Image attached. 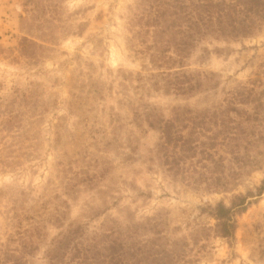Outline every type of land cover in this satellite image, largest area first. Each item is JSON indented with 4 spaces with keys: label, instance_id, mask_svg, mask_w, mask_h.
I'll use <instances>...</instances> for the list:
<instances>
[{
    "label": "rangeland",
    "instance_id": "374dc122",
    "mask_svg": "<svg viewBox=\"0 0 264 264\" xmlns=\"http://www.w3.org/2000/svg\"><path fill=\"white\" fill-rule=\"evenodd\" d=\"M36 2L0 0L2 260H12L27 238L39 243L28 257L31 264H49V245L71 223L92 237L116 220L145 223L161 215L172 239L192 242L195 230L216 224L203 209L220 201L230 204L233 194L257 193L264 166L229 193L211 191L206 182L175 180L156 158L159 133L146 124L139 127L132 106L144 95L167 114L177 104L202 111L239 86L264 101V24L240 40L205 39L186 62L192 70L215 72L211 84L217 81L219 87L185 97L153 88L151 75L158 68L151 64L145 34L136 36L131 22L138 0ZM23 36L44 45L37 61L19 52ZM17 112L21 124L8 130L4 123ZM105 168L104 178H97ZM71 183L73 191L67 188ZM236 221L234 238H204L191 244L188 259L264 264V193L253 197Z\"/></svg>",
    "mask_w": 264,
    "mask_h": 264
},
{
    "label": "trees",
    "instance_id": "16d2710c",
    "mask_svg": "<svg viewBox=\"0 0 264 264\" xmlns=\"http://www.w3.org/2000/svg\"><path fill=\"white\" fill-rule=\"evenodd\" d=\"M36 1L26 0V4L36 6ZM137 8L131 19L133 29L136 36L145 34L151 64L158 68L151 75L156 78L153 88L175 96L192 97L203 89L209 93L219 87L217 81L211 84L217 76L215 72L192 70L186 62L205 39L240 40L253 36L264 24V0H138ZM28 21L23 18L24 23ZM43 48L28 36H23L19 44L21 55L35 61ZM244 88L239 86L221 102L202 111L177 104L167 114L161 105L144 100V95H140L138 104H133L137 125L144 128L146 124L159 133L156 158L175 180L193 185L206 182L211 191L229 193L255 167L264 166V101L253 98L256 93ZM84 107L87 108L85 104ZM19 116L17 112L13 120L7 118L4 127L10 130L20 126ZM115 145L121 142L115 139ZM106 171L107 168L96 177L103 179ZM71 186L72 183L67 188ZM263 193L264 180L256 194L252 190L233 194L230 204L220 201L203 209L215 218L216 224L195 230L192 242L187 237L172 239L166 232L168 222L161 215L148 217L145 223L123 224L116 220L103 225L102 231L92 237L85 235L81 225L71 223L68 231L49 245V264H193L194 260L188 259L191 244L198 246L211 236L234 238L236 216L248 209L253 197ZM141 228L152 234L139 233ZM37 250L39 243L26 238L12 260L0 257V262L31 264L28 257Z\"/></svg>",
    "mask_w": 264,
    "mask_h": 264
}]
</instances>
